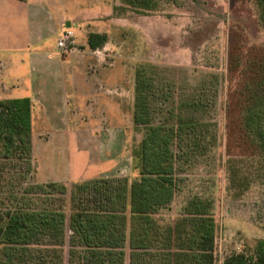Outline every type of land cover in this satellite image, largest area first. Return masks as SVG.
<instances>
[{"label":"rangeland","instance_id":"rangeland-1","mask_svg":"<svg viewBox=\"0 0 264 264\" xmlns=\"http://www.w3.org/2000/svg\"><path fill=\"white\" fill-rule=\"evenodd\" d=\"M44 1L56 9L65 29L76 33L75 46L63 53L68 58L70 125L93 126L95 135L80 140L73 133L61 138L38 135L30 171L19 156L0 159V226L24 195L35 207L63 208L70 216L75 184L116 178L132 184L140 177L136 152L151 126L198 122L209 124L210 149L201 155L186 142L176 147L181 148L180 189L152 216L163 232L175 225L180 229L194 200L208 202L216 224L214 264H224L236 253L253 254L264 239V182H254L243 195L229 191L226 161L229 154L248 148L241 137L240 104L245 86L264 73V24L256 0H158L150 7L125 0ZM90 33L107 34L108 42L90 50ZM139 72L149 80L150 125L134 120ZM82 139V145L85 139L93 145L78 148L93 158L88 177L63 181L70 160L78 167L87 155L76 156V148L62 155L57 151ZM53 183L66 184L67 194L38 189ZM126 215L129 232L131 213ZM70 236L68 229L64 245L45 238L22 247L0 239V264H98L85 248L71 244ZM125 252L124 264H129L128 244ZM178 257L175 264H180ZM152 264H164L162 256ZM184 264L194 263L188 258Z\"/></svg>","mask_w":264,"mask_h":264},{"label":"trees","instance_id":"trees-1","mask_svg":"<svg viewBox=\"0 0 264 264\" xmlns=\"http://www.w3.org/2000/svg\"><path fill=\"white\" fill-rule=\"evenodd\" d=\"M125 1L150 7L158 0ZM256 2L264 24V0ZM107 42V34L87 36L88 48L93 51ZM262 64L264 66V58ZM245 88V98L240 104V127L242 140L248 148L237 155L229 154L226 161L228 189L237 195L246 193L256 181L264 182V73ZM147 90L149 80L139 72L134 112L137 124L150 125L152 122ZM32 109L29 97L0 100V159L19 156L25 159L27 171L31 170L33 150ZM208 127L209 124L186 121L177 126H151L136 152L140 177L132 184L127 178L75 184L70 216L63 208L35 207L34 200L24 195L18 200L17 209L7 213L5 225L0 226V239L20 247L37 244L45 238L64 245L69 229L70 243L85 248L98 264H124L127 244L129 264H152L158 256H162L164 264H175L176 256L180 264L188 258L194 264H214L216 224L211 217L210 203L192 202L188 216L180 225L185 228L183 232L176 225L163 232L152 216L170 204L180 189L177 163L181 152L177 149L181 148L176 147L186 142L189 150L205 154L210 149L207 146H211L207 140ZM209 139L211 143L215 141L214 136ZM48 188L59 189L64 194L68 192L66 184L38 186L42 192ZM128 212L131 213L129 232ZM224 264H264V239L257 242L253 254H233Z\"/></svg>","mask_w":264,"mask_h":264},{"label":"crops","instance_id":"crops-1","mask_svg":"<svg viewBox=\"0 0 264 264\" xmlns=\"http://www.w3.org/2000/svg\"><path fill=\"white\" fill-rule=\"evenodd\" d=\"M58 17L56 9L44 0H0V100L31 98L34 153L38 135L61 138L73 133L78 140L95 135L93 126L84 129L70 125V93L65 71L68 58L57 47L65 27ZM103 99L104 96L100 99L102 104ZM83 139L57 151L62 155L76 148V156L87 155L80 158L78 167H73L70 160L63 181H84L88 177L93 158L90 151L78 148H93V145L86 139L82 145ZM61 146L60 141L59 148H64Z\"/></svg>","mask_w":264,"mask_h":264},{"label":"built area","instance_id":"built-area-1","mask_svg":"<svg viewBox=\"0 0 264 264\" xmlns=\"http://www.w3.org/2000/svg\"><path fill=\"white\" fill-rule=\"evenodd\" d=\"M76 44V35L72 28H66L57 41V47L60 52H66Z\"/></svg>","mask_w":264,"mask_h":264}]
</instances>
